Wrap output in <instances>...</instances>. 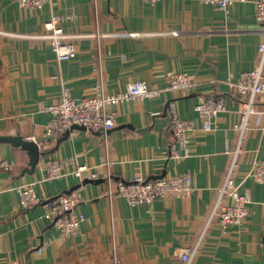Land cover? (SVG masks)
Returning <instances> with one entry per match:
<instances>
[{
  "label": "crops",
  "instance_id": "crops-1",
  "mask_svg": "<svg viewBox=\"0 0 264 264\" xmlns=\"http://www.w3.org/2000/svg\"><path fill=\"white\" fill-rule=\"evenodd\" d=\"M255 1L234 0L224 10L201 0H49L42 9L0 0V134L42 138L47 155L64 161L60 177L46 176L45 154L29 172L28 151L0 140V160L13 167L0 169V264H114L113 251L119 264H183L180 252L197 243L191 264H264V183L246 176L264 161V114L249 117L250 130L237 155L235 179L241 193L251 196L249 216L225 231L216 219L209 221L231 164L226 146L239 144L234 124L241 96L231 90L229 79L257 64L264 39ZM53 13L75 44L69 60H58L44 35L43 23ZM175 71L192 75L188 94L168 88ZM140 80L158 94L110 106L117 115L106 137L74 128L60 141L62 135L45 139L51 113L39 104L57 101L63 84L79 98L97 93L101 81L115 93ZM211 95L224 96L227 109L205 131L195 106ZM171 103L197 127L191 153L181 158L168 154ZM83 164L97 178L72 173ZM107 171L113 182L188 173L193 191L187 197L158 198L151 206L131 205L107 196ZM22 184H33L42 196L81 188L85 219L78 233L62 236L41 204L22 207L17 192ZM48 240L38 253L36 247Z\"/></svg>",
  "mask_w": 264,
  "mask_h": 264
},
{
  "label": "built area",
  "instance_id": "built-area-1",
  "mask_svg": "<svg viewBox=\"0 0 264 264\" xmlns=\"http://www.w3.org/2000/svg\"><path fill=\"white\" fill-rule=\"evenodd\" d=\"M155 3L157 0H145ZM205 3L218 5L226 9L234 0H201ZM49 0H18L21 7L27 9H42ZM254 17L264 30V0L255 1ZM61 17L53 13L49 19L44 21V35L48 38L55 56L58 60H69L76 54L74 42L66 38L64 27L60 23ZM258 62L250 70L239 73L235 80L229 79L230 88L241 96L238 100L239 119L234 124L238 131V146L232 149L227 145L225 152L232 153L230 168L226 172L224 182L218 188L217 198L211 210L210 220H217L219 227L225 231L233 225H243L249 216V203L251 196L248 193H241L239 184L236 182V170L238 167L237 155L241 148V142L246 138L250 130L249 117L252 114H264L261 104L264 107V39L258 44ZM193 85L192 75L186 71H175L169 76V86L171 90H177L182 95L188 94ZM159 90L148 86L146 80L133 81L122 92H108L100 82L97 93L87 95L86 97L76 98L70 94L68 87L63 84L61 96L52 104L40 103L41 110L51 113V118L45 126V137L55 141L60 135L70 129L73 125H82L86 130H93L106 134L114 127L117 111L110 106H116L123 100L134 98L150 97L158 94ZM200 127L205 131L214 128L215 117L224 112L227 108L225 97L222 95H211L200 100L196 106ZM169 129L173 143L169 148V156L181 158L191 153V142L194 132L197 129L192 119L184 118L175 110L173 103L168 107ZM47 151L44 155V166L46 167V176L49 178L60 177L63 175L62 158L49 156L48 147L42 145ZM42 155V156H43ZM106 163L109 164L107 158ZM12 169V163L7 159L0 160V169ZM76 176L83 178H97V173L87 165H78L72 170ZM246 176L255 178L258 182L264 183V161L255 163L252 169L248 170ZM107 182V196L113 198L119 196L127 199L131 205H140L147 203L152 205L158 198L175 199L178 197H187L193 191V180L188 173H178L173 175H161L156 178H147L143 175H137L131 179H118L115 182L109 171L105 175ZM19 202L24 208H29L41 204L44 206V217L60 231L64 237H74L78 233L80 225L84 218V213L79 209V204L83 201L81 188H72L67 191L59 192L53 196H42L36 193L33 184H22L17 187ZM50 241L36 247L39 253ZM198 243L194 246H186L180 252V258L183 264H191L197 253ZM114 253V264H119L121 258L116 251Z\"/></svg>",
  "mask_w": 264,
  "mask_h": 264
},
{
  "label": "water",
  "instance_id": "water-1",
  "mask_svg": "<svg viewBox=\"0 0 264 264\" xmlns=\"http://www.w3.org/2000/svg\"><path fill=\"white\" fill-rule=\"evenodd\" d=\"M72 127L74 128H80V129H85L84 126L82 125H73ZM71 133V129L66 131L64 135H62L58 141H60L63 138L68 137V135ZM47 139V138H45ZM0 140L2 141H8L11 144L15 146H20L23 149H26L29 153V167L28 169L29 172H34L36 169V164L39 162L40 158L42 155L47 151L45 148H40L39 142L42 141V138L39 140H32L24 135L18 133L15 135L12 134H0ZM44 140V139H43Z\"/></svg>",
  "mask_w": 264,
  "mask_h": 264
}]
</instances>
